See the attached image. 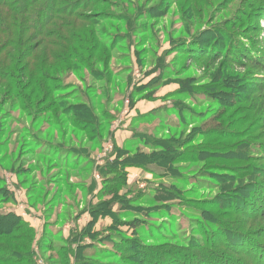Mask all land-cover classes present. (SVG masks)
I'll return each instance as SVG.
<instances>
[{
	"label": "rangeland",
	"instance_id": "1",
	"mask_svg": "<svg viewBox=\"0 0 264 264\" xmlns=\"http://www.w3.org/2000/svg\"><path fill=\"white\" fill-rule=\"evenodd\" d=\"M70 1L45 37H0V214L29 230L0 233V264H264V0ZM170 137L175 171L102 179Z\"/></svg>",
	"mask_w": 264,
	"mask_h": 264
},
{
	"label": "trees",
	"instance_id": "2",
	"mask_svg": "<svg viewBox=\"0 0 264 264\" xmlns=\"http://www.w3.org/2000/svg\"><path fill=\"white\" fill-rule=\"evenodd\" d=\"M5 0H2L0 2V5L4 3ZM25 4H24V9L21 11H17L16 9L19 8L20 5H14L13 8L9 7V5L7 7L10 8V10L14 11L15 13H17V22H12L10 21V15L9 14H2L0 16V37L2 36H6V40L5 42L2 44L5 48L7 47H11L14 46L16 43L11 44L12 42H16L18 41V44H25L26 42V36L24 35V33H31L34 35H39L42 37H45L46 35L49 34V32L47 31V27L50 25H54V21H56L62 14V11H64L65 6H67V10L65 9L64 12H69L70 8H72V5L70 4L71 1L70 0H48L46 2L43 3L44 6H39L37 8H35L36 12L34 13V17L32 16H27L26 12L24 11L26 9V11H28L27 9L29 8V6L33 5L34 3L41 1V0H34L32 2V0H24ZM84 2L83 0L80 1V3ZM47 4V5H46ZM49 4H51L52 6H50ZM7 5V4H5ZM4 5V6H5ZM80 4L75 5V7L79 6ZM44 9L45 11L47 9L53 10L54 14L50 16H46L44 19L42 18L44 15ZM40 18H42L40 20ZM40 20L39 25L37 24ZM10 21V22H9ZM35 31V32H33ZM10 40H8V39ZM12 49H14V47H11ZM8 56L11 57H16L14 55H12V52L8 54ZM47 78H45L46 80ZM45 83V82H44ZM185 86V85H183ZM83 113V112H82ZM87 113V112H86ZM85 113V114H86ZM84 115V113H83ZM85 117V115H84ZM101 131V130H99ZM176 140V138H172L170 137V139L166 140V141H159L157 144H153L154 146L151 148L153 152L148 153L145 150H139L137 151L135 154H130L127 153V151L125 152L123 149L118 150L116 149V153L113 154V156L115 155V158L110 161V159L107 158L106 160V165L104 166V169L102 170V179H109V180H113V182H115L117 184L118 182V178H117V174H120V176H123V170L126 169L129 166H142V167H147V165H156L158 168L164 170V171H168L170 172L171 170L175 171L176 168L175 164H177V162H179L178 157L179 154L174 150V141ZM173 143V144H172ZM67 157V155L65 154V156L63 157L62 161H66L65 158ZM118 158H122V160H117ZM128 162V164H127ZM125 164V165H124ZM106 171V172H105ZM100 173V172H99ZM171 173V172H170ZM111 175H115V176H111ZM93 185L96 186L95 181L96 178L92 177L91 178ZM121 184V183H120ZM115 190V189H113ZM109 193H114V192H109ZM167 195H172L171 193H165V196H162V198L160 199L165 200ZM119 197H117V195L114 197V199L112 198V201L110 202V204L107 206V210L111 211L113 209L114 204L117 202V199ZM110 200H107V202L109 203ZM106 203V202H104ZM92 214H97V210H93L91 211ZM104 213V214H102ZM109 212L104 211V209L100 211V216L103 215H108ZM16 225V226H15ZM25 223L23 220L20 219L19 216H17L16 214L12 213V214H0V233H7L8 231H13L14 227L15 230L18 228L19 230H24V231H29L24 229L25 228ZM32 230V229H31ZM32 233L36 231H31ZM87 231H85V229H82L78 232H76L75 234L72 235V240H77L78 238H81L83 236L86 235ZM34 233V235H35ZM41 240V248L44 249V236H42V238H40ZM192 243V246H194L195 248H198L199 251L196 252V256L197 253H200L201 251L203 252V248L201 245L197 244V243ZM190 243V244H191ZM215 245V244H212ZM25 256L24 259H22L21 261H17L19 264H35V260L34 258H32V251L31 252H25V254H23ZM35 256V255H34ZM208 257V256H207ZM194 259V258H191ZM255 259V258H253ZM34 260V261H33ZM256 261V259H255ZM257 262V261H256ZM259 264V261H258Z\"/></svg>",
	"mask_w": 264,
	"mask_h": 264
},
{
	"label": "crops",
	"instance_id": "3",
	"mask_svg": "<svg viewBox=\"0 0 264 264\" xmlns=\"http://www.w3.org/2000/svg\"><path fill=\"white\" fill-rule=\"evenodd\" d=\"M32 225L36 228V233L39 238H42L44 236V220L40 219V217H29L28 218ZM37 237V236H36Z\"/></svg>",
	"mask_w": 264,
	"mask_h": 264
}]
</instances>
